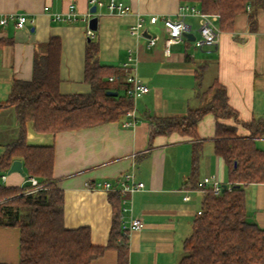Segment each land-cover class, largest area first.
Segmentation results:
<instances>
[{
  "label": "crops",
  "instance_id": "0c3cea01",
  "mask_svg": "<svg viewBox=\"0 0 264 264\" xmlns=\"http://www.w3.org/2000/svg\"><path fill=\"white\" fill-rule=\"evenodd\" d=\"M93 1L103 4L95 14L91 12L97 6ZM117 1L130 12L110 13V0H0L1 17L24 15L29 19L22 30L13 21L0 26V103L8 101L14 82L32 80L34 61L46 55L52 38L61 44L59 91L63 95L91 92L85 81L86 50L91 40L98 46L99 63L116 73H122L130 59L134 60L138 77L150 88L133 103L137 112L134 128L123 126L125 116L53 136L38 133L28 122L26 140L30 146L54 147V179L64 193L65 226L90 228L95 246L108 244L113 210L110 193L92 190L86 184L110 182L117 186L121 175L134 171L145 189L133 196L132 216L141 219L144 228L129 237V264H179L183 242L203 208L205 193L198 189V182L215 176L228 185V168L215 150L218 121L213 114L198 123L196 138L178 133L151 136V125L154 119L183 118L203 109L210 104L216 85L225 87L229 104L241 121L264 120V5L256 12L253 26L251 7L239 15L233 30L222 32L216 48L197 51L194 42L186 40L172 46L167 57L164 19L177 20L181 6L194 5L180 0ZM71 4L76 5V21H54V14L67 13ZM153 16L159 18L156 24L150 23ZM93 17H98V30L89 39L86 19ZM140 20L156 40L152 48L147 38L131 33ZM185 23L198 39L200 19L188 16ZM216 25L219 27V19ZM126 71L128 76L131 70ZM220 122L236 126L241 138L250 137L233 119ZM19 133L14 107L0 110V158L18 140ZM255 142L264 151V137ZM8 172L0 174V186H25L27 175ZM246 207L249 218L264 229V184L246 187ZM120 219L124 227L130 215L121 212ZM19 262L20 230L0 228V264ZM91 264H118V251L108 249Z\"/></svg>",
  "mask_w": 264,
  "mask_h": 264
},
{
  "label": "trees",
  "instance_id": "16d2710c",
  "mask_svg": "<svg viewBox=\"0 0 264 264\" xmlns=\"http://www.w3.org/2000/svg\"><path fill=\"white\" fill-rule=\"evenodd\" d=\"M180 1L217 15L222 32L232 31L236 18L248 13V7L252 8L249 19L253 26L256 12L264 5V0ZM60 52V40L52 38L46 55L34 61L32 80L14 82L8 101L0 103V110L14 107L20 127L18 140L0 158V174L7 173L19 159L27 177L37 178L44 186L34 194L23 193L29 185L0 186V200L7 199L0 204V228L20 230L19 264H91L111 248L118 251V264H129V237L124 235L120 219V196L109 194L113 210L110 239L106 246H95L90 228L65 226L64 193L54 179V147L30 146L26 140L28 122L38 133L56 136L119 121L133 109V101L126 95L128 84L123 82L127 71L116 73L101 65L93 40L87 46L85 65V81L91 92L61 94ZM111 77L123 79V83L110 82ZM212 91L213 98L203 109L183 118L154 119L151 125V136L178 133L196 138L198 123L213 114L218 121L215 150L228 168L231 190L220 195L211 190L205 193L201 214L193 220L192 232L183 242L179 264H264V229L249 218L246 207V187L264 184V151L255 142L264 137V120L241 121L229 104L225 87L216 85ZM107 92H118V96ZM230 119L247 129L250 137L241 138L236 126L220 122Z\"/></svg>",
  "mask_w": 264,
  "mask_h": 264
},
{
  "label": "built area",
  "instance_id": "2783aa9c",
  "mask_svg": "<svg viewBox=\"0 0 264 264\" xmlns=\"http://www.w3.org/2000/svg\"><path fill=\"white\" fill-rule=\"evenodd\" d=\"M93 2L97 5L96 7L103 6L101 2ZM108 10L110 13H117L119 15H126L130 12V8L125 7L117 0H110ZM188 16L198 17L200 19L199 38L194 41L196 48L199 50H211L216 48L220 43L222 31L216 25V21L219 19V17L216 15L205 14L194 6L183 5L180 7L179 19L173 20L168 17L163 21L165 30L167 32V38L165 40V55L167 57L170 55L172 46L186 41L184 34L190 31L189 27L185 23V18ZM76 17L77 13L75 4H71L69 6L67 13L54 14L53 16L54 21L59 22H75ZM90 20L86 19L87 23H89ZM10 21L15 22V26L18 30H22L25 29L29 19L24 15H10L4 17L0 16V26L4 27ZM158 21L159 18L157 16H153L150 19L151 24H156ZM144 30V21L140 20L131 28V33L138 38H142ZM87 37L89 39H93L95 37V32L89 28V25L87 29ZM155 44L156 40L153 37L148 39L149 48H152L155 46ZM131 65L133 68H130ZM136 67V62L134 63V60L132 59H130V63L124 66L126 70H131V72L126 77L125 82L128 84L126 95L133 101V103H136L140 97L150 92V88L146 86L138 77ZM118 79V77H111L110 82H115ZM126 118L127 120L124 122L123 126L126 128H134L137 124V112L135 106H133L132 110L126 113ZM6 178V176H3L2 180L6 181ZM25 185H29V187L24 190V194H34L44 188V186L40 184L38 179L35 177L28 178ZM86 186L92 190H102L107 193L116 192L120 195L123 205L122 212L123 214L130 215L129 223L123 227L124 235L130 237V235L140 232L144 228L143 221L132 216L133 196L145 189V184L136 180V174L134 171L121 175L118 179L117 186L110 182H100L93 184L87 183ZM223 186L224 185H222L215 176L206 177L197 184L198 189L203 193L211 190L215 195L221 194L223 191ZM227 189L231 190L230 184L227 185ZM199 214H201V212H199Z\"/></svg>",
  "mask_w": 264,
  "mask_h": 264
},
{
  "label": "water",
  "instance_id": "95a60500",
  "mask_svg": "<svg viewBox=\"0 0 264 264\" xmlns=\"http://www.w3.org/2000/svg\"><path fill=\"white\" fill-rule=\"evenodd\" d=\"M97 11V7L94 6L92 9H91V12L93 14H95ZM89 28L96 32L98 30V17H93L90 21H89ZM143 37L147 38V39H150L152 38V36L149 34L148 32V29H145L144 32H143ZM184 37L186 40L190 41V42H194L196 40V37L194 35H192L190 33V31L186 32L184 34ZM108 95L110 96H118V93L117 92H107ZM14 173H18L20 175H22L23 177H26V174L25 172L23 171V165H22V162L17 160V161H14L11 165V168L8 172L9 175L11 174H14ZM227 189V185H224L223 186V191H225Z\"/></svg>",
  "mask_w": 264,
  "mask_h": 264
},
{
  "label": "rangeland",
  "instance_id": "374dc122",
  "mask_svg": "<svg viewBox=\"0 0 264 264\" xmlns=\"http://www.w3.org/2000/svg\"><path fill=\"white\" fill-rule=\"evenodd\" d=\"M199 30V29H198ZM197 37L199 38V34L197 33ZM197 49V51H200L198 48H196ZM1 180V179H0ZM23 192V191H22ZM5 200H7V199H4V200H0V204L1 203H3Z\"/></svg>",
  "mask_w": 264,
  "mask_h": 264
}]
</instances>
